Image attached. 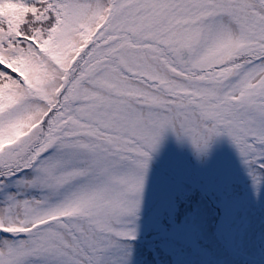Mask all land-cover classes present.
<instances>
[{
	"label": "snow or ice",
	"instance_id": "6c2138e0",
	"mask_svg": "<svg viewBox=\"0 0 264 264\" xmlns=\"http://www.w3.org/2000/svg\"><path fill=\"white\" fill-rule=\"evenodd\" d=\"M169 132L264 183V0H0V264H132Z\"/></svg>",
	"mask_w": 264,
	"mask_h": 264
},
{
	"label": "rangeland",
	"instance_id": "374dc122",
	"mask_svg": "<svg viewBox=\"0 0 264 264\" xmlns=\"http://www.w3.org/2000/svg\"><path fill=\"white\" fill-rule=\"evenodd\" d=\"M132 264H234L264 253V183L218 138L204 157L169 132L150 164ZM258 264H264L259 259Z\"/></svg>",
	"mask_w": 264,
	"mask_h": 264
},
{
	"label": "trees",
	"instance_id": "16d2710c",
	"mask_svg": "<svg viewBox=\"0 0 264 264\" xmlns=\"http://www.w3.org/2000/svg\"><path fill=\"white\" fill-rule=\"evenodd\" d=\"M259 259H264V253L261 256H249L245 258L243 256L234 258V264H258Z\"/></svg>",
	"mask_w": 264,
	"mask_h": 264
}]
</instances>
